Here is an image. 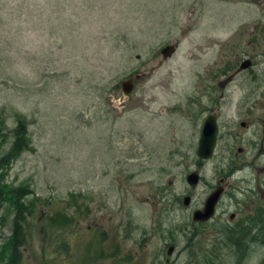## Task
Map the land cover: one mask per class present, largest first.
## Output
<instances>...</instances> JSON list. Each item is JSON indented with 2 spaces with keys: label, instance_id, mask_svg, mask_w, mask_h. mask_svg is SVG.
<instances>
[{
  "label": "rangeland",
  "instance_id": "rangeland-1",
  "mask_svg": "<svg viewBox=\"0 0 264 264\" xmlns=\"http://www.w3.org/2000/svg\"><path fill=\"white\" fill-rule=\"evenodd\" d=\"M235 52L251 73L204 93L199 72ZM0 112L30 140L8 183L59 207L79 195L73 227L30 220L21 264H237L222 231L264 201V0H0ZM210 114L218 139L200 164ZM221 177L213 218L193 222ZM10 234L8 220L0 246ZM239 264H264V244Z\"/></svg>",
  "mask_w": 264,
  "mask_h": 264
},
{
  "label": "trees",
  "instance_id": "trees-1",
  "mask_svg": "<svg viewBox=\"0 0 264 264\" xmlns=\"http://www.w3.org/2000/svg\"><path fill=\"white\" fill-rule=\"evenodd\" d=\"M6 144H9L6 152L0 153V226L6 225L9 220L11 234L0 246V264H21V249L26 243L30 220L39 219V222H43L46 234L49 230L55 232L68 226L73 227L80 213L77 207L79 195L70 193L68 199L64 200V205L59 207L58 204L55 206L54 202L36 195L28 185L13 186L8 183L11 164L22 152L30 149V140L27 137L26 122L17 120V125L8 130L5 117L0 112V151L4 150ZM263 189L264 183L260 189L264 194ZM253 205L251 212L244 211L241 215L244 216L241 219L243 222L237 229L242 227V230L238 229V233H233L234 229L222 231L224 246H235L238 254L237 264L245 258L250 243L254 241L264 244V201L259 200ZM70 208L74 210V215ZM253 230L257 235L251 236ZM241 232H244V235ZM205 259L207 264H212L215 258L205 255Z\"/></svg>",
  "mask_w": 264,
  "mask_h": 264
},
{
  "label": "water",
  "instance_id": "water-1",
  "mask_svg": "<svg viewBox=\"0 0 264 264\" xmlns=\"http://www.w3.org/2000/svg\"><path fill=\"white\" fill-rule=\"evenodd\" d=\"M174 51V46L167 45L161 49V55L167 58ZM248 64H242L240 69H244ZM130 86L126 85L124 89V94H129ZM218 135V124L215 116H208L202 125L200 137L198 140V145L196 149V156L200 160L208 161L213 157L214 148L217 141ZM199 182V172L197 170L192 171L186 177V183L191 189H194ZM223 193L222 187H217L205 200L202 209L195 210L192 213V221L196 223H202L212 219L215 213L216 204ZM191 198L186 196L183 199V205L188 206L190 204ZM173 252V247L167 248L166 254L171 255Z\"/></svg>",
  "mask_w": 264,
  "mask_h": 264
},
{
  "label": "flooded vegetation",
  "instance_id": "flooded-vegetation-1",
  "mask_svg": "<svg viewBox=\"0 0 264 264\" xmlns=\"http://www.w3.org/2000/svg\"><path fill=\"white\" fill-rule=\"evenodd\" d=\"M212 63L215 65L214 67L208 66L199 72L200 73L199 75H201V79H199V82H201L200 87L201 88L203 87L202 91L204 93L213 92V90L215 89L216 83L218 84V86L223 87V86H226V84L232 82V80L236 76L240 75L241 73L248 72V71L251 73L250 70L252 69V66L254 65L252 57L250 55H248L246 52H239V53L235 52L233 56H228L225 61H223L221 59V61H219V62H217L215 60ZM242 64H244V65L248 64V65L246 68L240 69ZM213 101H216V99H214ZM207 112H209V111L207 110ZM210 115H213L216 117V115H214V114H210ZM207 116H209V115H207ZM201 163L202 162H200V164ZM197 170H199V169H197ZM218 183L219 184L215 187V189L217 187H222V189H223L222 196H223L224 194L227 193L226 189H228V188L230 189L231 186L229 187V185L226 183L224 178H220ZM191 190H194V189H191ZM184 197H186V196H184ZM184 197H183V199H184ZM188 197H190V196H188ZM183 199H182V204H183ZM253 204H254V202L252 203V205ZM217 206H218V204H217ZM246 212H251V211H246ZM236 216H237V212L230 213L228 215V218L230 221H234ZM206 223L207 222H204L201 224L205 225Z\"/></svg>",
  "mask_w": 264,
  "mask_h": 264
}]
</instances>
